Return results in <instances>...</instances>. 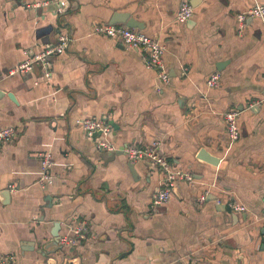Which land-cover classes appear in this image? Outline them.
Listing matches in <instances>:
<instances>
[{
    "label": "crops",
    "instance_id": "0c3cea01",
    "mask_svg": "<svg viewBox=\"0 0 264 264\" xmlns=\"http://www.w3.org/2000/svg\"><path fill=\"white\" fill-rule=\"evenodd\" d=\"M50 2L41 9L27 8ZM68 7L57 13L60 2ZM264 0H0V128L18 137L0 146V258L13 264H264V22L237 16ZM183 3L195 8L176 20ZM129 14L166 47L168 83L142 52L94 35ZM71 42L40 70L10 75L25 59ZM220 74V87L207 79ZM159 89V90H158ZM12 94L16 101L10 99ZM239 110L231 142L225 113ZM113 123L116 151L161 142L179 183L154 207L163 175L147 162L116 157L89 138L80 120ZM112 126V125H111ZM52 155L54 182L42 186L40 154ZM204 154V155H202ZM202 155V156H201ZM208 157L212 160L203 159ZM207 194L204 204L200 197ZM50 200V201H49ZM245 206L235 212L230 203ZM87 227L77 246L54 247L52 233Z\"/></svg>",
    "mask_w": 264,
    "mask_h": 264
},
{
    "label": "built area",
    "instance_id": "2783aa9c",
    "mask_svg": "<svg viewBox=\"0 0 264 264\" xmlns=\"http://www.w3.org/2000/svg\"><path fill=\"white\" fill-rule=\"evenodd\" d=\"M50 2H36L26 5L27 8L41 9L48 7ZM68 5L62 1L58 4L57 13H65ZM195 8L190 3H183L176 15L178 23L184 24L192 19ZM240 28L243 29L248 19H258L264 22V5L256 2L250 9L243 11L237 16ZM94 35H104L119 40L121 44L127 48L142 52L148 69L157 73L160 82L168 83L170 77L164 62L166 53L165 45L159 39L150 37L140 29L129 28L124 25L98 24L93 29ZM71 37L68 34H61L56 43H47L39 51L33 48L25 51V59L14 69L10 71V75L27 74L40 70L43 77L47 81H51L53 77L52 59L64 54L69 48ZM220 74L215 73L207 79V87L216 89L220 87ZM159 90V89H158ZM239 110H230L225 113V122L227 127V135L231 142H237L241 137L239 127ZM82 126L86 135L93 138L96 133H100L97 139L98 147L107 152H115L116 148L112 145L109 138L112 133V126L107 123L104 118L91 117L80 120L78 122ZM18 137L17 129L13 127L0 128V146L13 142ZM124 153L129 162L135 164L140 161L147 162L148 165L163 175L160 188L153 197L152 204L154 207L166 205L179 183H186L195 186L196 179L190 172L174 169L168 159L161 152V142L155 141L148 146L130 145L124 149ZM42 161L43 177L42 186L51 185L54 182L52 174L53 162L50 153H42L39 155ZM207 194L200 197V204H204ZM230 208L235 212H245L244 205L231 202ZM71 235L62 236L60 245L62 247L77 246L82 239H85L87 227L81 225L71 230ZM0 264H13L0 258Z\"/></svg>",
    "mask_w": 264,
    "mask_h": 264
},
{
    "label": "water",
    "instance_id": "95a60500",
    "mask_svg": "<svg viewBox=\"0 0 264 264\" xmlns=\"http://www.w3.org/2000/svg\"><path fill=\"white\" fill-rule=\"evenodd\" d=\"M111 23H112V25H124V26L129 27V28L140 29V30L144 29L143 25L140 22H138L135 19H133L129 14H115L113 16V18H112V22ZM9 97L13 101H16L12 94H10ZM111 125H112L113 128H116V126L113 123H111ZM99 136H100V133H96L94 135L93 139H96ZM120 153H124V151L112 152L111 156H115L116 157ZM202 155H204V154H202ZM203 159H206V160H209V161L212 162V160L210 158H208V157H203ZM59 230H60V225L57 224L55 226V231L52 233V236L54 238V240L52 241V244H53L54 247L60 246L59 244H60L61 236L58 233Z\"/></svg>",
    "mask_w": 264,
    "mask_h": 264
}]
</instances>
